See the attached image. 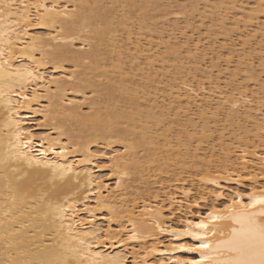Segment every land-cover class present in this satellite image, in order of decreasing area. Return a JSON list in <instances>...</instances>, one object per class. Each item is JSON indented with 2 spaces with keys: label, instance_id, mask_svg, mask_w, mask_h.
Listing matches in <instances>:
<instances>
[{
  "label": "bare ground",
  "instance_id": "obj_1",
  "mask_svg": "<svg viewBox=\"0 0 264 264\" xmlns=\"http://www.w3.org/2000/svg\"><path fill=\"white\" fill-rule=\"evenodd\" d=\"M100 1L103 0H24L25 4L30 5L26 12L17 14L14 17H8L7 9H5L4 17L0 18V53H2L0 55V264H39L40 261L55 256L67 247L70 226L71 234L76 237V240L72 241L73 246L80 247L78 241L81 239L85 240L86 245L90 244L91 248L86 250L83 256H95L96 253H99V257L96 258L101 261V264H128V256L130 254L132 255L131 261L133 264H176L178 260L199 259V253L188 252L174 247L180 243H195V241L190 236L177 237L172 233L171 229L179 227L181 221L193 220L194 222H199L201 217L211 210L213 204L222 207L223 203L230 202L237 192H251L253 188L264 187V182H259L260 179H264V96L260 95L262 92L264 93V87L261 90L259 88L260 92H257L252 89L248 90L247 84L235 86L236 82L230 83L235 81V79L238 80V78H234L238 76L236 70H233V79L224 82L225 85L223 84V86L220 83H217V85L215 83L213 87L210 84L211 86L209 85L208 89L204 81L202 83L199 81L194 83L198 72H192L191 67L189 68L188 65L184 64L185 62L187 64L185 57L187 56L189 60H191L190 58L195 59L199 51H206L207 45L205 46L204 44L203 49L199 44L201 43L199 40L200 42L194 43L193 48H190V46L186 47L187 45H184L185 42L188 45H192L188 39H184V43L181 41L183 43L181 45L180 40L176 41L178 36L174 35L175 41L172 39L173 31L171 33L172 36L169 35L172 38H167V41L161 42V44L164 43L165 47L170 51L172 48H174V51L177 50L178 52L175 51V54H181L178 47L181 46L183 48L182 46L184 45L185 54L186 52L187 54L186 56L178 55L181 57H179L180 59L176 58L178 63H180L177 66H175L177 60L174 59L176 60L174 67L172 64L174 73L172 71L168 72V74H171L167 75L169 77L165 82L166 84H164L167 88L165 87V91L162 89L163 96H158V91H156V93L153 92L154 96L151 97V92L147 88L149 84L146 85L143 81L149 80V76H151L149 74L153 73V71L157 72L152 70L153 68L151 69L154 66L151 60H149L150 63L146 61L151 66L149 69L152 70L151 72L149 71L148 75L146 74L148 77H145L144 73H147L145 70L142 73L145 76H140L141 80L143 78L141 81L143 83H138L140 79H138V82L134 80L137 77L136 74H138L135 72H131L135 73L131 77L130 72L128 74L125 71L128 74H126L127 77L130 78L128 79L129 81L126 80V75L124 76L125 73L122 72L123 65L120 66L122 64L121 56H123L120 47L117 48L119 50L116 52L117 57L115 60L113 61V57L111 60V64L112 61L115 62L111 67L120 69L118 77L114 73L110 74L106 65L105 71L100 74L98 71L102 72L101 67L103 69L104 65L100 64V52L98 51L102 48H97V42L100 44V41L104 42L109 39L106 42H111V46L113 45L115 49L117 45L120 46L121 44L116 45L119 42L117 41L119 36H117L116 32L120 29L119 26L123 27L121 29L128 26L130 19L133 18V16L130 18L129 14L131 12L127 10L128 14L125 6H128V8L132 6L133 8L131 9L133 10L129 8L130 11L139 13L137 10L148 7L151 4V0H109L108 2H112L114 6L110 7V10L106 6L109 14L106 15L105 19L100 18L101 11L99 10L101 8L98 6ZM192 1H187L188 4L186 5H192L190 10L193 9L192 11H195L197 9L196 6H199L197 4L198 1L194 0L196 3L193 1L195 5H193ZM174 2V9L171 10V7L166 11L159 10L163 12L161 14H164V16L170 15L171 17L173 15L176 18L175 20H178L181 14L186 13L183 12L186 8L185 10L182 8H188V6L181 3L183 5L181 7L182 11L178 7L179 1ZM176 2L178 3L176 4ZM222 2L220 5L218 3L215 6L213 3L214 9L211 6L216 15L215 17L218 15L216 21H221L219 24L222 25V28H220L222 31L220 32L232 37V32L238 31L239 33H237L241 37L244 36V38L240 37L244 51L247 45L251 47V41L256 38L257 46L254 45L256 47L254 51L258 48L260 54L264 53V22L261 27L259 26L261 28H258L259 31L254 29V32L250 33V30L248 31L247 29L254 25V20H256V16L260 11H264L260 10L264 5L263 1L258 3L259 7L257 6V10L256 8H251L243 15L241 14L242 17H234L235 19L230 23L231 26L226 24L228 23L226 20H230L227 19L228 14L225 12L227 9H222L226 1ZM118 4H121L120 6L122 7L120 12L124 11L120 17L121 19L118 17L119 21L116 22L114 19L120 14L118 13V7H120L117 6ZM156 4L155 6H157ZM35 5H43V7L37 8L34 7ZM175 5H177V8H175ZM229 6L232 7L231 5ZM12 11L15 12L16 9L14 8ZM155 11L157 10L155 9ZM134 12L133 15H135ZM116 13H118L117 16ZM140 15L138 14V16ZM212 15L213 13L211 17L215 20L214 15ZM219 17H221V20H219ZM95 18L102 19L107 28L104 29L102 25V28L99 26V30L97 28L93 29L95 31V36L93 34L95 41H93L92 33L91 35L87 33L84 35L83 33L89 27L90 20L97 21ZM187 22L188 19L186 20ZM100 23L102 24V22ZM188 24H190V21L186 27ZM25 25L27 26L26 30ZM98 25H100L99 22ZM172 25L171 27L177 28V30L183 28L175 21ZM139 29H141V26H139ZM158 30L160 31V29ZM128 33L130 34L131 32H127L126 36H128ZM183 34L185 35V31ZM131 35L127 38L130 39ZM171 39L174 43H171ZM199 39L201 38L199 37ZM131 41L133 40L131 39ZM140 41L137 42L139 43ZM138 43L137 51L139 53L135 48L133 50L137 52V55L140 54L139 56H141L145 49L140 53L142 48H140ZM178 43L180 45H177ZM236 44L233 45L236 46ZM137 45L135 46L137 47ZM121 47L123 46L121 45ZM103 49L105 48L103 47ZM121 49L124 51L123 48ZM207 49L209 50L210 48L207 47ZM146 50H151V48ZM165 51L163 50V52ZM174 51L171 52L174 53ZM229 51L233 53L235 50L232 49L231 51L230 48ZM249 51L246 54L247 59H251L253 56L251 54L253 49L250 54ZM254 53L256 54V52ZM68 54H71L72 59L77 64L83 65V73H93L98 70L97 75L100 74L99 76L103 78L105 76V80L103 81L102 78L100 84L102 82L106 84L107 82L105 81L109 79L107 88L103 87L104 89H109L111 94H114V91H119L118 93L122 91L129 98L125 99L126 95H124L122 98L126 101L123 99L125 102H121L122 105L118 106L117 103H113L115 98L112 99L113 101H109L110 103L106 101L108 103L106 104L101 103L100 99L99 102L92 96V98L88 97L83 86L87 85V83L94 86L95 80L88 78L91 80L90 82L85 79V73L83 78L81 77L83 75L77 74V70H70L65 67L64 61ZM154 54H152V57ZM162 55L164 54L162 53ZM246 55H244V58ZM257 55L259 54L257 53ZM152 57L150 56L149 58ZM183 61L185 62L183 63ZM239 61L240 63H238L236 68L238 71H240L238 68L242 63L241 58ZM248 61L247 66H253L252 63L254 62L252 60H250L251 63ZM229 63L231 64L228 60ZM259 64L262 66L261 69L263 68L262 72H260L264 74V59ZM79 65L76 66L79 67ZM212 65L216 67L215 65L217 64L214 63ZM142 68L144 69L145 67ZM114 69L113 71H115ZM131 69L133 70V68ZM109 74L113 75L109 76ZM70 76L72 77L71 80L68 79ZM87 76L89 75L87 74ZM151 77L153 79L156 76ZM190 78L195 81H191ZM217 78L219 77L217 76ZM82 81H85V84H83L84 82L82 83L83 86L81 84ZM150 81H154V79H150ZM147 82L149 83V81ZM209 83H212V80ZM105 84L103 85L105 86ZM95 92L97 94V91ZM110 92L108 93L110 94ZM162 94L160 93L159 95ZM114 95H109L107 100H110ZM70 101L72 103H69ZM171 115H174V119L172 118L173 116L170 117ZM220 116L223 117V120L228 121L225 125L236 124L237 128L235 131H238V134L233 131L232 135L227 139L226 135H224L225 133L223 131L224 134L220 132L221 134L219 133L218 138H216L217 142L214 139L215 141L213 140L212 143H216L213 146L211 145V149H207L210 150V153L202 155L199 152L200 146L203 145L200 141L206 140V138L208 140L210 137L214 138L212 122H216ZM167 117H170L172 121L168 123H171L169 127H164L163 129V119L165 120ZM64 119H69L70 124L73 121V123H80L88 128L90 127L94 131L92 133L94 138L90 137L84 141H74L71 131L69 130V132L67 128H65L67 130L64 129ZM175 123L179 127L177 132L173 130L176 128H173ZM124 125L126 127L123 128ZM119 126L122 128L119 129ZM215 126L214 124V128ZM136 129H139V133L135 131ZM29 132L31 135H28ZM119 135L121 148L120 150H115V148H112L113 145L110 139L119 137ZM194 138L199 139L200 141L198 140V142L202 145H197L192 150V145L190 146L192 142L190 143L189 141H193ZM98 139L107 141L105 147L111 148V153L106 155L104 153V155L102 154L103 156H100V153H96L98 150H93V146ZM142 145L148 146L147 148L149 149L146 148L148 151L143 155L144 157L139 155L140 147L141 150H146L145 148L142 149ZM182 149H185V151L181 152ZM28 159L32 160L31 167L28 165ZM100 159L106 161L107 165H97L96 161ZM36 160L40 161L39 165L35 163ZM178 163V167L185 165V168L187 164V167H191L190 174L194 180L191 179V181L198 183L196 185H199L198 187H201V190L206 191L205 193L212 198V202L206 210L199 212V215H193V213L188 212L189 210L187 211L190 208L192 186L195 183L191 184L192 186H188L186 184L187 178H181L182 175L177 177L183 170L180 167V172L176 171V173L174 171V166ZM150 165H152V168L156 167V170L160 169L162 171L158 170L160 174H168L169 179L165 183L160 180V188H158L156 193L152 192L153 190L148 192V188V190L146 189L147 194H137L136 192L134 197H130L129 193L131 192H128L130 183L128 180L131 176L134 177L135 174L142 177L141 172H146L145 169L147 168V173L152 172L153 169L150 168ZM149 168L152 169L150 172ZM107 169L112 173V176H115L114 185H111L108 179L105 180L96 175L98 172ZM149 175L151 176L152 174ZM245 180L250 181V186L246 191L236 186L235 189L224 193L225 186L223 182H234L239 185ZM214 193L218 195H213ZM243 199L247 202V196L243 197ZM69 205H74V209L69 208ZM166 205L171 209V217L169 218L165 215L164 208ZM61 208L65 209L63 214L60 212ZM177 211L179 214L182 213V215H178ZM221 226L227 232L228 225L224 224ZM77 259H82V257ZM84 264H88V261L85 260Z\"/></svg>",
  "mask_w": 264,
  "mask_h": 264
},
{
  "label": "rangeland",
  "instance_id": "obj_2",
  "mask_svg": "<svg viewBox=\"0 0 264 264\" xmlns=\"http://www.w3.org/2000/svg\"><path fill=\"white\" fill-rule=\"evenodd\" d=\"M106 1V2H105ZM109 0H103V1H100L99 3H98V6H100V8H101V10H99V11H101V13H100V15L102 16H100V18H106V15L107 14H109V10L111 9L110 7H112V6H114L113 5V3L112 2H108ZM111 1V0H110ZM152 1H155V2H152ZM174 1H177V0H164V1H162V0H151V4L153 5H149L148 7L146 6L144 9L142 8V9H140V10H137V11H139V13L137 12V13H135L134 11V13H135V15H133V12L132 11H130V9L131 8H133L132 6H131V8H130V6H129V8H128V6H125V8H126V11L128 10L129 12H131L130 14L128 13V11H127V13L130 15V18L133 16V18H131L129 21H130V23H129V21H128V26H126V27H124V29H121V27L122 26H119L120 27V32H119V30L116 32V34H117V36H119V37H117V41H119V42H117L116 43V45L117 44H121L123 47H121V45L120 46H118L117 45V47H116V49L118 48V47H120V50H121V52H122V55L123 56H121L122 58V60H121V62H122V64H120V66L121 65H123L122 66V68H123V70H122V72H124L125 74H124V76L128 73V72H130V74L132 75L133 73H131V72H135V73H138L139 74V76H138V74H136V76L137 77H139V78H135L134 80L136 81V82H138V79H140L141 77H144L146 74L148 75L149 74V71L151 72L152 70H156L157 72H155V71H153V73H150L149 75H151V76H156V77H153V79H154V81H150V79L151 80H153L152 79V77L151 76H149V80L147 79V81H149V83L147 82V81H145V80H143V78H142V80L144 81V83H146V85H148L147 86V88H148V90L151 92V97H153L154 95H153V92H155L156 93V91H158L157 92V95L158 96H163V94H162V92H163V90L165 91V89L167 88L164 84H166L165 82L167 81V78L169 77V76H167V75H170L171 73H169L168 74V72L170 71H172V69H173V71H174V63L176 62V60L179 58V57H181L182 55H185L186 56V54H187V52H186V54H185V46L184 45H187L186 47H188V46H190V48H193V45H194V43L195 42H197V41H201V43H199L200 44V46L204 49V44H205V46H206V48H205V50L206 51H199V54L195 57V59H197V60H195V59H193V58H190L191 60H189V58L187 59V56L185 57V60L187 61V64H186V62L185 61H183V63L185 64V65H188L189 66V68L191 67V69H192V72H194V71H196V73L198 72V74H197V76L195 77L196 79V82H194V83H197L198 81L200 82V83H202V81H204V83H205V85L208 87V89H209V87L211 86L210 84H212V86L211 87H213V86H215V83H216V85H217V83H220L222 86H223V84L225 85V83L224 82H226V81H229V80H231V79H233L232 77V74L234 73V71L236 70L237 72H238V76H236V77H234V78H238V80L237 79H235V81H231L230 83H235L234 85L235 86H238L239 84H243V85H246L247 86V88H248V90L250 89H252L253 91L255 90V91H259L258 89L260 88V90L261 89H263L262 87H264L263 85H264V74H261V72H262V69H261V64H259L260 63V61L261 60H263L264 59V53H259L260 51L258 50V48H257V50L256 51H254L255 49H256V47H254V45L255 46H257L256 45V43H257V41H255V39L256 38H254L252 41H251V47H248V46H250V45H247V47H245V51H244V49H243V47H242V44H241V41H242V39L241 38H244V36L243 37H241L237 32H232V34H231V36L233 37H229L227 34L225 35L224 33H222V32H220V31H222L220 28H222V25H220L219 23L221 22H218V21H216L217 19L216 18H218V15H217V17H215L216 15H215V13H214V6L215 5H217L218 3H219V5H220V3H223L222 1H226L225 3H224V5L222 6V9H227V10H225V12L228 14L227 15V19H230V20H226L228 23H226L227 25H229L231 22H232V20L233 19H235V18H238V17H242L241 16V14L243 15L246 11H248V10H251V8L252 9H255L256 8V10L258 9V7H259V5H258V3H261L262 1V3H264V0H197L198 1V5L199 6H196L197 7V11L195 12V11H192V10H190L192 7V5L190 6V4L189 5H186V4H188V2L187 1H189V0H178L179 1V3L178 2H176V4L178 3V7H179V9H181V7L183 6L182 4L184 3V5H186V6H188V8L187 7H184V8H182V9H184L185 10V8H186V10H189V11H183L182 9V11L183 12H186V13H183V15H182V17H181V15H180V17H178V20H175L176 18H174L173 17V15H171V17H170V15L169 16H164V14H161V13H163V12H161L162 10L163 11H166L167 9H169V8H171V10L172 9H174L173 8V6H174V4H175V2ZM194 1V0H193ZM192 1V2H193ZM196 1V0H195ZM194 1V2H195ZM219 1H221V2H219ZM232 1H234V2H232ZM250 3H249V2ZM102 2V3H101ZM193 2V5H195V3ZM216 2V3H215ZM232 2V3H231ZM157 3V4H156ZM171 3H172V6H171ZM174 3V4H173ZM182 3V4H181ZM205 3V4H204ZM212 3V4H211ZM213 3H214V6H213ZM229 3H231V4H229ZM234 3V5H232ZM105 4V5H104ZM107 4V5H106ZM109 4H111V5H109ZM155 4L157 5V6H155ZM162 4H164V5H162ZM227 4H229V5H231L232 7H230L229 5H227ZM240 4H243V5H240ZM121 4H118L117 6H120ZM158 5H160V6H158ZM179 5H181V6H179ZM106 6H108V9H107V7ZM116 6V5H115ZM177 5H175V8H177L176 7ZM211 6L213 7V9H211ZM225 6V7H224ZM241 6V7H240ZM243 6V7H242ZM245 6V7H244ZM258 6V7H257ZM264 6V5H263ZM262 6V8L260 9V10H264V7ZM154 7V8H153ZM167 7V8H166ZM227 7H229V8H227ZM254 7V8H253ZM99 7H98V9H100ZM120 8H122L121 6L120 7H118V13H120L119 15H118V13H116V16L117 17H115L116 19H114V21L116 20V22L117 21H119V19H118V17L120 18L121 17V15H122V12L124 11L123 9V11L122 12H120ZM128 8V9H127ZM193 8L195 9V7L193 6ZM241 10H240V9ZM155 9L157 10V11H155ZM161 11H160V10ZM131 10H133V9H131ZM135 10V9H134ZM144 10V11H143ZM213 10V11H212ZM228 10H230L229 12H228ZM240 10V11H239ZM245 10V11H244ZM105 11H106V13H105ZM107 11H108V13H107ZM141 11V12H140ZM143 11V12H142ZM244 11V12H243ZM160 14H159V13ZM188 12H190V13H188ZM213 13V15H214V18H215V20L214 19H212L213 17H211V14ZM105 16H104V15ZM138 14H141L140 16H138ZM143 14V15H142ZM145 14H146V16H145ZM237 14V15H236ZM262 14V15H261ZM128 15V16H129ZM158 15H159V17H158ZM161 15V16H160ZM189 15V16H188ZM193 15V16H192ZM195 15V16H194ZM212 15V16H213ZM238 15H240V16H238ZM258 15H260L259 17H258ZM256 17V20H254V25L253 26H251V28H247L248 29V31L250 30V33L251 32H254V29H257L258 31H259V29L258 28H260L261 26H262V23L264 22L263 20H264V11L263 12H261L260 11V13L258 14ZM142 16V17H141ZM143 16H145V17H143ZM156 16V17H155ZM164 16V17H163ZM191 16V17H190ZM206 16V17H205ZM209 16V17H208ZM230 16V17H229ZM140 18V19H138V18ZM202 17V18H201ZM235 17V18H234ZM99 18V19H100ZM143 18V19H142ZM156 18H158L157 20H156ZM168 18V19H167ZM179 18H181V19H179ZM190 18V19H189ZM221 17H219V20H221L220 19ZM259 18V19H258ZM96 19V18H95ZM94 19V20H95ZM99 19H96L97 21H93V19H92V21L90 20L89 22V27L86 29V31H85V33H83L84 35L87 33L88 35H91V33H92V36H93V34L95 33V31L93 30V29H98L99 30V26L102 28V25H103V28L104 29H106L107 27V25L104 23V21H102V19L101 20H99ZM121 19V18H120ZM148 19V20H147ZM188 19V22L187 23H189V21H190V24H188V26L186 27V25H187V23H186V20ZM258 19V20H257ZM166 20V21H165ZM170 20V21H169ZM260 20V21H259ZM156 21H157V24H156ZM168 21H169V23H171V24H169L168 23ZM174 21H175V23H178V25H180L181 27L183 26V28H180V29H182V30H177V28H174V27H171V26H173L172 25V23L174 24ZM95 22H96V24H95ZM98 22H99V24L100 25H98ZM100 22H102V24L100 23ZM134 22V23H133ZM155 22V23H154ZM167 22V23H166ZM179 22H181V23H179ZM213 22H215L214 24H213ZM105 24V26H104V24ZM134 25H133V24ZM141 23V24H140ZM185 23V24H184ZM212 23V24H211ZM257 23H258V25H257ZM117 25H118V23H116ZM116 24H114V25H116ZM113 25V26H114ZM131 25H132V27H131ZM170 25V26H169ZM184 25H185V27H184ZM226 25V27L227 28H229L228 26ZM137 26V27H136ZM139 26H141V29H139ZM154 26H155V28H154ZM159 28H158V27ZM167 26H169V27H167ZM190 26V27H189ZM219 26V27H218ZM230 26H231V24H230ZM260 26V27H259ZM92 27V28H91ZM91 28V29H90ZM115 28V27H114ZM117 28H118V26H117ZM123 28V27H122ZM125 28H127V29H125ZM129 28H131L130 30H129ZM135 28V29H134ZM156 28H158V29H160V31L157 29L156 30ZM104 29H102V30H104ZM154 29V30H153ZM168 29H170V30H168ZM174 29V30H173ZM176 29V30H175ZM185 29H187V30H185ZM212 29V30H211ZM214 29V30H213ZM232 29V28H231ZM242 29H243V26H242ZM261 29V28H260ZM90 30V31H89ZM141 30V31H140ZM253 30V31H252ZM100 31H101V29H100ZM143 31V32H142ZM153 31V32H152ZM172 31H173V33H172ZM178 31V32H177ZM184 31H185V35L183 34L184 33ZM256 31V30H255ZM127 32H131L130 34L128 33V36H126L127 34ZM133 32V33H132ZM158 32V33H160L159 35H158V33L156 34V33ZM168 32V33H167ZM170 32V33H169ZM177 32V33H176ZM257 32V31H256ZM144 33V34H143ZM171 33H172V35H171ZM219 33V34H218ZM221 33V34H220ZM230 33V32H229ZM121 34H122V36H121ZM132 34V35H131ZM181 34V35H180ZM216 34H218V35H216ZM237 34V35H236ZM130 35H131V38L130 39H128L129 37H130ZM139 35H140V37H139ZM142 35V36H141ZM145 35V36H144ZM158 35V36H157ZM169 35H171L170 37H169ZM174 35L177 37V39H176V41L178 40H180L179 42H183V40L185 39H188V41H189V43L190 44H192V45H188V43L187 42H185V40H184V45L182 46L183 48H181V46H177L178 47V50L181 52V54H175V51L176 52H178L177 50H175L174 51V48H172L171 49V51H174V53L173 52H171L170 50H168L166 47H165V45H164V43H162L161 44V42H164V41H167V38H172L173 40L175 39L174 38ZM184 35V36H183ZM190 35V36H189ZM192 35V36H191ZM225 35V36H224ZM94 36H95V34H94ZM93 36V37H94ZM138 36V37H137ZM168 36V37H167ZM128 37V38H127ZM158 37H160V38H158ZM199 37L201 38V39H199ZM241 37V38H240ZM107 38V37H106ZM140 38V39H139ZM143 38V39H142ZM147 38H149V39H147ZM179 38V39H178ZM190 38V39H189ZM124 39V40H123ZM131 39L133 40V41H131ZM171 39V40H172ZM192 39H193V41H192ZM97 40V39H96ZM109 40V39H108ZM108 40H106V41H108ZM128 40V41H127ZM142 42H141V41ZM158 40H160V41H158ZM169 40V39H168ZM171 41V43H174V41ZM214 40V41H213ZM232 40V41H231ZM257 40V39H256ZM93 41H95V37H94V40ZM106 41H100L101 43L103 42V44H98L99 42H97V48H102L100 51H98V52H100L99 53V55H100V58H99V60H100V64H102V65H104V70L102 69V67H101V70H102V72L101 71H98V72H100V74L101 73H103V71H105V69L107 68V69H109V73L111 74V73H114V74H116V76L118 75V74H120V69L119 68H116V69H114V67H111V66H113L114 64L113 63H115V62H113L114 60H115V58L117 57V54H116V52L119 50V49H115L114 48V46L112 45L111 46V42H106ZM123 41V42H122ZM134 41H135V43H134ZM137 41H140L139 43L137 42ZM154 41V42H153ZM199 41V42H200ZM121 42V43H120ZM151 42H152V44H151ZM157 42V43H156ZM181 42V45L183 44ZM225 42V43H224ZM237 44H236V43ZM239 42H240V44H239ZM95 43V42H94ZM106 43V44H105ZM111 43V44H110ZM133 43V44H132ZM137 43L140 45V48H142L141 49V51H140V53L142 52V51H144V49H145V51L144 52H142L141 53V56H139L140 54H138L137 55V48L139 47L138 45H137ZM140 43H143V44H140ZM151 45H150V44ZM187 43V44H186ZM215 43V44H214ZM176 44V43H175ZM209 44H210V46H209ZM233 44H236V46H237V48H236V46L235 45H233ZM101 45V46H100ZM108 47H107V46ZM129 45V46H128ZM135 45H137V47L135 46ZM150 45V46H149ZM154 45V46H153ZM177 45H180V43H178ZM214 45V46H213ZM233 45V46H232ZM253 45V46H252ZM99 46V47H98ZM125 46V47H124ZM149 46V47H148ZM155 46H157L156 47V49H155ZM165 47V49H166V51H165V49H164V47ZM226 46V47H225ZM103 47L105 48V49H103ZM133 47V48H132ZM163 47V48H162ZM207 47L208 48H210L209 50L207 49ZM223 47V48H222ZM233 47V48H232ZM235 47V48H234ZM239 47V48H238ZM107 48V49H106ZM113 48V49H112ZM121 48H123V50L124 51H122V49ZM135 48V50L137 51V52H135V50H133ZM139 48V49H140ZM150 49L151 48V50H146V49ZM220 48V49H219ZM230 48H231V51H232V49L233 50H235V51H233V53L231 54L230 53ZM250 48V49H249ZM253 49V51L254 52H256V54L252 51V58L254 59H247V55L246 54H248V50H252ZM255 48V49H254ZM115 49V50H114ZM126 49V50H125ZM129 49V50H128ZM155 49V50H154ZM177 49V48H176ZM182 49H184V50H182ZM213 49V50H212ZM223 49V50H222ZM237 49V50H236ZM108 50V51H107ZM112 50V51H111ZM154 50V51H153ZM163 50L166 52H163ZM182 50V51H181ZM241 50H243V51H241ZM104 51H106V52H104ZM111 51V52H110ZM129 51V52H128ZM224 51V52H223ZM250 51H249V54H250ZM258 51V52H257ZM125 52V53H124ZM131 52V53H130ZM148 54H147V53ZM153 52V53H152ZM154 52H155V54H154ZM160 52H162L164 55H162V53H160ZM201 52V53H200ZM212 52V53H211ZM218 52V53H217ZM237 52V53H236ZM241 52V53H240ZM243 52H245L244 54H243ZM135 53V54H134ZM139 53V52H138ZM154 54L153 55V57H152V54ZM159 53H160V55H159ZM203 53V54H202ZM205 53V54H204ZM207 53V54H206ZM230 53V54H229ZM257 53L259 54V55H257ZM102 54V55H101ZM111 54V55H110ZM114 54V55H113ZM145 54H147V55H145ZM211 54H213V55H211ZM215 54V55H214ZM221 54V55H220ZM224 54V55H223ZM239 54V55H238ZM255 54V55H254ZM69 55V56H68ZM66 57H65V67H67L68 69H75V70H77V74L78 75H83V76H81V77H85V75H84V73H83V65L81 64V65H79V64H77V62L75 61V60H73L72 59V57H71V54H68ZM133 55V56H132ZM178 55H181V56H178ZM208 55V56H207ZM244 55H246V57L244 58ZM260 55H261V58H260ZM134 56H136V57H138V58H133ZM145 56V57H144ZM151 56L152 58H149V57ZM176 56H178V57H176ZM199 56V57H198ZM201 56V57H200ZM229 56H231V57H229ZM259 56V57H258ZM263 56V57H262ZM99 57V56H98ZM112 57H113V61H112V64H111V60H112ZM129 57V58H128ZM159 57V58H158ZM184 57H183V59H184ZM248 57H250V56H248ZM104 58V59H103ZM149 58V59H148ZM169 58V59H168ZM177 58V59H176ZM218 58V59H217ZM233 58V59H232ZM240 58H241V61H242V63L240 64V67L238 68L240 71H238L236 68L238 67V63H240ZM68 61H67V60ZM146 59V60H145ZM164 59H166V60H164ZM174 59H176V60H174ZM180 59V58H179ZM194 61H193V60ZM202 59V60H201ZM226 59V60H225ZM239 59V60H238ZM242 59H245V60H242ZM128 60V61H127ZM149 60H151V61H153V63H154V66L153 67H151L148 63H150L149 62ZM162 60V61H161ZM164 60V61H163ZM213 60V61H212ZM225 60V61H224ZM228 60H229V62H231V64L229 63L228 64ZM235 60V61H234ZM249 60V61H248ZM250 60H252L254 63H252L253 64V66H247V61L248 62H250L251 63V61ZM108 61V62H107ZM137 61V62H136ZM148 63H147V62ZM190 61V62H189ZM212 61V62H211ZM244 61V62H243ZM102 62V63H101ZM110 62V63H109ZM133 62V63H132ZM146 62V63H145ZM157 62V63H156ZM194 62H196V63H194ZM198 62V63H197ZM107 63V64H106ZM131 63V64H130ZM137 63V64H136ZM152 63V64H153ZM189 63V64H188ZM201 63H202V65H201ZM217 64V65H215L216 67H214L212 64ZM236 63H237V65H236ZM135 64V65H134ZM169 64V65H168ZM172 64H173V67H172ZM176 65L175 66H177V64H180V63H178V60H177V63H175ZM243 64V65H242ZM249 64V63H248ZM76 65H79V67L78 66H76ZM105 65H106V68H105ZM126 65V66H125ZM141 65V66H140ZM198 65H200V66H198ZM246 65V66H245ZM125 66V67H124ZM135 66V67H134ZM188 66H186V67H188ZM195 66V67H194ZM210 66H213V67H210ZM244 66V67H243ZM255 66V67H254ZM76 67V68H75ZM81 67V68H80ZM85 67V66H84ZM141 67V68H140ZM142 67H145L144 69L142 68ZM151 67V69L152 70H150L149 68ZM194 67V68H193ZM229 67V68H228ZM247 67V68H246ZM251 67V68H250ZM253 67V68H252ZM110 68H112V69H110ZM131 68H133V70L131 69ZM138 68V69H137ZM197 70H196V69ZM207 68V69H206ZM210 68V69H209ZM113 69L115 70V71H113ZM131 69V70H130ZM137 69V70H136ZM166 70V71H164V70ZM209 69V70H208ZM130 70V71H129ZM139 70L141 71L140 73H139ZM145 70V72H147V73H144V74H142L143 73V71ZM146 70H148V71H146ZM161 70H163V71H161ZM199 70V71H198ZM213 70V71H212ZM234 70V71H233ZM247 70V71H246ZM84 71H86L85 69H84ZM91 72V73H87L89 76H87V74H86V77H85V79H87V80H89L88 78H90V79H92V80H95V83H94V81H93V83H94V86H91L90 84H88L87 83V85L85 84V81H82L81 82V84L83 83V84H85V86H86V88H85V86H83V84H82V86H83V89L86 91V93L88 94V97H94L96 100H98L99 102H100V100H101V103H106V101L108 102V103H110L111 101H113V103H117V105L118 106H121L122 105V103L121 102H125L126 100V98L128 97L129 98V96H127L125 93H123L122 91V94H121V92L120 93H118L119 91H112V93H114V94H111V92L109 91V89H104V88H107L106 86H107V84H108V82H109V79L107 80V81H105V82H107L106 84L105 83H103V84H105V86L101 83L100 84V82L103 80H105V76H104V74H103V76H104V78L103 77H100L99 75H97L98 74V72ZM113 71V72H112ZM127 73H126V72ZM137 71V72H136ZM172 71V72H173ZM243 71H245V72H243ZM250 71V72H249ZM261 71V72H260ZM81 72V73H80ZM108 72V71H107ZM163 72V73H162ZM192 72H191V74H192ZM201 72V73H200ZM242 72V73H241ZM253 72V73H252ZM95 73V74H94ZM105 73V72H104ZM135 73L133 74V75H135ZM164 73L166 74L165 76H164ZM174 73V72H173ZM196 73H194L195 75H196ZM204 73H205V75H204ZM207 73H209L208 75H207ZM241 73V74H240ZM248 73V74H247ZM259 73V74H258ZM91 74V75H90ZM93 74V75H92ZM106 74V73H105ZM108 74V73H107ZM109 74V76H112V75H110ZM129 74V73H128ZM127 74V75H128ZM153 74V75H152ZM161 74H163V75H161ZM201 74V75H200ZM211 74V75H210ZM247 74V75H246ZM127 75L125 76V78H127L126 80H128V79H130V78H128L127 77ZM130 75V76H131ZM133 75L131 76V77H133ZM142 75V76H141ZM145 76L146 78L148 77V76ZM207 75V76H206ZM213 75V76H212ZM250 75H252V76H250ZM258 75V76H257ZM99 78H98V77ZM115 76V75H114ZM141 76V77H140ZM205 76V77H204ZM210 76H212V77H210ZM217 76L221 79H219V78H217ZM221 76V77H220ZM248 76H250V77H248ZM256 76V77H255ZM80 77V76H79ZM118 77V76H117ZM120 77V76H119ZM135 77V76H134ZM151 77V78H150ZM165 77V78H164ZM192 77V76H191ZM211 79H210V78ZM248 78V80H247V78ZM103 78V79H102ZM162 78H164V79H162ZM198 78V79H197ZM204 78V79H203ZM219 80V82H217L218 80ZM227 78V79H226ZM244 78V79H243ZM250 78V79H249ZM261 78V79H260ZM102 79V80H101ZM166 79V80H165ZM193 78H190V80L191 81H195L194 79L192 80ZM199 79H202V80H199ZM226 79V80H225ZM100 80V81H99ZM141 79L139 80V82L138 83H143V82H141L142 81ZM212 80V83H209V81H211ZM242 80V81H241ZM250 80V81H249ZM90 82H91V80H89ZM129 81V80H128ZM127 81V82H128ZM158 83H157V82ZM162 81H164V82H162ZM239 81H241L240 83H238ZM256 81V82H255ZM155 82V83H154ZM246 82V83H245ZM99 83V84H98ZM128 83H130V82H128ZM152 83V84H151ZM162 83V84H161ZM249 83V84H248ZM258 83V84H257ZM131 84V83H130ZM255 84V85H254ZM98 85V86H97ZM103 85V86H102ZM210 85V86H209ZM89 86H91V87H89ZM102 86V87H101ZM150 86H152V87H150ZM159 86H160V88H159ZM233 86V85H232ZM235 86H233V87H235ZM104 87V88H103ZM155 87V88H154ZM166 87V88H165ZM150 88H152V89H150ZM156 88H157V90H156ZM82 89V88H81ZM89 89V90H88ZM160 89V90H159ZM163 89V90H162ZM155 90V91H154ZM95 91H97V94H96V92ZM103 91V92H102ZM102 92V93H101ZM108 92H110V94L108 93ZM260 92V91H259ZM162 94V95H159V94ZM117 94V95H116ZM109 95H114L112 98H111V96H110V100H107L109 97ZM124 95H126L125 96V99L124 98H122ZM156 95V96H157ZM260 95H263L264 96V93L262 92ZM101 96V97H100ZM122 98H120V97ZM91 97V98H92ZM159 97V98H160ZM102 98V99H101ZM113 98H115V99H113ZM120 98V99H119ZM158 98V99H159ZM100 99V100H99ZM113 99V100H112ZM118 99V100H117ZM123 99L125 100V101H123ZM161 99V98H160ZM159 99V101H161ZM110 101V102H109ZM115 101H117V102H115ZM119 101H120V103H119ZM108 103H106V104H108ZM113 103H111V104H113ZM120 105H119V104ZM123 104H125V103H123ZM104 105V104H103ZM143 107H144V105H143ZM173 116V117H172ZM170 117H172L173 119H174V115H171ZM170 117L168 118H166L165 120L163 119V123H164V125H163V123H161V125H163V129H164V127L166 128V127H169V125L171 124H168L170 121H172V119H170ZM223 117L222 116H220V117H218V119L217 120H220V121H218L217 122V120H216V122L215 121H213L212 123H213V126H212V128H213V134H215V135H213V137L214 138H208V140H207V138H206V140H199V139H196V138H194L193 139V141L191 140V141H189L190 143V146H191V149L192 150H194L196 147H197V145L199 146V145H202V146H200L201 147V149H200V154L202 153V155H208L209 153H210V150H207V149H209L210 147H211V145L213 146L216 142H217V140H216V138H218V134L220 133V132H222L224 135H226V137H227V139L230 137V135H232V132L234 131L235 132V134L238 132H236L235 130H236V128H237V125L236 124H232V125H228V124H226L225 125V123H228V121H226V120H223L222 119ZM170 119V120H169ZM61 120H63V119H61ZM65 120V119H64ZM69 119H66L65 121H63L64 122V129L65 128H67L68 129V131L70 132V133H72L71 134V136H74L72 139L74 140V141H84L85 139H88V138H90V137H92V138H94V135L92 134L94 131L89 127H86L85 125H83V124H80V123H73V121H72V123L70 124V120L68 121ZM67 121V122H66ZM40 122V121H39ZM65 122H66V124H65ZM176 123H178L177 121H176ZM176 123L175 124H173V128H175V129H173L174 130V132H177L178 130V128L179 127H177L178 125H176ZM211 123V124H212ZM79 124V125H78ZM168 124V125H167ZM214 124L216 125L215 126V128H214ZM219 124V125H218ZM226 126H228V127H226ZM233 126V127H232ZM124 127H126L125 125L123 126V128ZM217 127H218V129H217ZM228 129V128H230V129H226V128ZM122 127L121 126H119V129H121ZM224 128V129H223ZM67 129H65V130H67ZM118 129V128H117ZM118 129V130H119ZM131 129H132V127H131ZM234 129V130H233ZM139 130V129H138ZM138 130L136 129L135 131L137 132V133H139L138 132ZM215 130V131H214ZM217 130V131H216ZM221 130V131H220ZM67 131V132H68ZM89 131V132H88ZM92 131V132H91ZM68 132V134L70 135V133ZM215 132V133H214ZM239 132H242V131H239ZM80 133V134H79ZM119 133H121V132H119ZM86 134V135H85ZM90 134H92V136H90ZM175 134V133H174ZM221 134V133H220ZM229 134V135H228ZM238 134V133H237ZM228 135V136H227ZM87 136V137H86ZM89 136V137H88ZM86 137V138H85ZM226 137L224 136V138L226 139ZM83 138V139H82ZM120 138V135H119V137L117 136L116 138H112V139H110L111 141H112V148L114 149L115 148V150L117 149V150H120V148H121V144H120V140L121 139H119ZM135 138V137H134ZM118 139V140H117ZM136 139V138H135ZM216 140V142L213 144L212 142H213V140ZM198 140L200 141V143H202V144H200L199 142H198ZM214 140V141H215ZM103 141V142H102ZM110 141V142H111ZM118 141H119V143H118ZM136 141H137V139H136ZM142 142H143V140H142ZM209 142V143H208ZM107 143V141L106 140H100V139H98V141L96 140V144L93 146V150H98V152H96V153H100L99 155L100 156H103L104 155V153H105V155L108 153H111V148H107V147H105L106 144ZM114 143V144H113ZM199 143V144H198ZM212 143V144H211ZM210 144V145H209ZM147 145V144H146ZM144 146V145H142L143 146V148L142 149H146L148 146ZM139 148V147H138ZM261 148V147H260ZM148 149V148H147ZM141 150V147L139 148V150H140V152H139V155H141V156H143V155H145V153H146V151H148V150ZM186 149V148H185ZM185 149H182L181 150V152H183V151H185ZM203 149H204V151H203ZM211 149V148H210ZM263 149V148H262ZM264 150V149H263ZM201 151H203V152H201ZM209 151V152H208ZM141 153V154H140ZM149 153V152H148ZM205 153H207V154H205ZM103 154V155H102ZM201 156V155H200ZM144 157V156H143ZM146 157V156H145ZM144 159V158H143ZM96 163H97V165H99V166H104V165H107V162L106 161H103V159L101 160H97L96 161ZM189 163H191V162H189ZM178 165H179V163L176 165V166H174V171L176 172H180V170L181 169H183V170H181L182 171V173L180 172V175L178 174L177 175V177L179 176V177H181V175H182V177L181 178H187L186 180H187V182H186V184L188 185V186H192L191 184H193V183H195V182H193L194 180L192 179L193 177H191V174H190V171H191V167L189 168V166L187 167V165H186V167L184 168V166H180L181 167V169H180V167H178ZM146 167V166H145ZM153 167H155V166H153ZM183 167V168H182ZM150 168H152V165H150ZM149 168V172H150V170H152L153 169V171L152 172H150V173H147V171H148V168L147 169H145V171L146 172H141L142 173V177H141V175H138V174H135L134 175V177L133 176H131L130 177V179L128 180V182L130 183H128L129 184V187H128V192H131V193H129L130 194V197H134L135 195H136V192H137V194H147L149 191H152V192H157L158 191V188H160V182L162 181V183H165L168 179H169V177H168V174L166 175L165 173H159V171H160V169H158V170H156L157 168L155 167V168H152V169H150ZM185 169V170H184ZM154 171H155V173H154ZM185 171V172H184ZM159 174H158V173ZM160 172H162V171H160ZM174 172V173H175ZM176 172V173H177ZM141 173H139V174H141ZM154 173V174H153ZM169 173H171V172H169ZM112 173L111 172H109L108 171V169L107 170H103V171H101V172H98L96 175H98V176H100L102 179H105V180H107L108 179V181L110 182V184L111 185H114V181H115V176L113 175H111ZM146 174H148V175H146ZM149 174H152L151 176H153V177H151ZM146 175V176H145ZM156 175V176H155ZM170 175V174H169ZM171 175H172V173H171ZM187 175V176H186ZM138 176V177H137ZM144 176V177H143ZM149 176V177H148ZM189 176V177H188ZM147 177V179H145ZM151 177V178H150ZM132 178V179H131ZM136 178V179H135ZM143 180H142V179ZM191 179L193 180V181H191ZM132 180V181H131ZM157 180V182H155ZM161 180V181H160ZM159 181V182H158ZM259 182L260 183H262V182H264V179H260L259 180ZM157 183V184H156ZM161 183V184H162ZM150 184V185H149ZM196 184H198V183H195V184H193V186H192V188H193V192H192V194H191V197H190V200H191V203L189 204V207L190 208H188L187 209V211L189 212V213H199V212H203V211H205L206 210V208L208 207V205L212 202V198L210 197V196H208L203 190H201V187H198L199 185H196ZM223 185L225 186V190H224V193H228L229 191H231L232 189H235L236 188V186H237V188L239 187L241 190H244V191H246L248 188H249V186H250V181H247V180H245V181H242V184H239V185H237V183L235 184L234 182H223ZM148 188H149V190H148ZM140 189V190H139ZM143 189H145V190H143ZM148 190V192H147V190ZM132 190V191H131ZM138 190V191H137ZM144 191H146V192H144ZM134 195H133V194ZM195 201V202H194ZM164 210H165V215L169 218V217H171L170 216V213H171V209H170V207L168 206V205H166L165 206V208H164ZM178 212V211H177ZM178 215H182V213H180L179 214V212H178ZM185 256H187V255H185ZM129 258V262H128V264H133L132 263V255L130 254L129 256H128Z\"/></svg>",
  "mask_w": 264,
  "mask_h": 264
},
{
  "label": "snow or ice",
  "instance_id": "obj_3",
  "mask_svg": "<svg viewBox=\"0 0 264 264\" xmlns=\"http://www.w3.org/2000/svg\"><path fill=\"white\" fill-rule=\"evenodd\" d=\"M29 7L24 0H0V18L4 17L5 9L8 17H14L26 12ZM34 7L40 8L43 5ZM14 8L15 12L12 11ZM26 27L25 25V30ZM68 79L71 80L72 77ZM35 163L39 165L40 161L36 160ZM28 165L32 166V160L28 159ZM245 196L247 202L243 199ZM69 208L74 209V205H69ZM64 211L65 209H60L61 214ZM224 224L228 225L227 232L221 226ZM171 231L177 237L190 236L195 241L180 243L174 247L200 254L199 259L178 260L176 264H264V187L253 188L251 192H237L236 196L230 202H224L222 207L213 204L211 210L207 211L199 222L181 221L180 226L172 228ZM75 240L70 226L67 247L39 264H84L85 260L88 264H101L96 258L99 253L95 256H83V253L91 248L90 244L86 245L85 240L81 239L78 241L80 247H75L72 244ZM80 257L82 259L78 260Z\"/></svg>",
  "mask_w": 264,
  "mask_h": 264
}]
</instances>
